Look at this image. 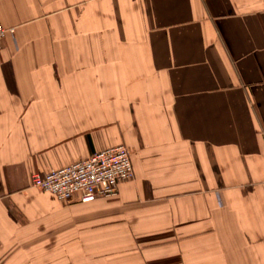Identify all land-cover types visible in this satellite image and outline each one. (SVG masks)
<instances>
[{
  "label": "crops",
  "instance_id": "crops-1",
  "mask_svg": "<svg viewBox=\"0 0 264 264\" xmlns=\"http://www.w3.org/2000/svg\"><path fill=\"white\" fill-rule=\"evenodd\" d=\"M0 264H264V0H0ZM126 146L116 195L31 185Z\"/></svg>",
  "mask_w": 264,
  "mask_h": 264
},
{
  "label": "built area",
  "instance_id": "built-area-1",
  "mask_svg": "<svg viewBox=\"0 0 264 264\" xmlns=\"http://www.w3.org/2000/svg\"><path fill=\"white\" fill-rule=\"evenodd\" d=\"M13 33L14 28L0 24V50L5 36ZM132 177L128 150L125 145L117 144L61 168L34 173L31 185L63 202L77 197L79 202L88 203L99 196L116 195L119 184Z\"/></svg>",
  "mask_w": 264,
  "mask_h": 264
}]
</instances>
